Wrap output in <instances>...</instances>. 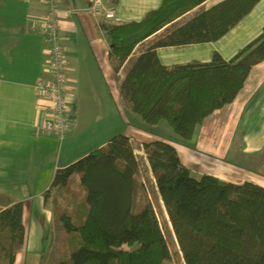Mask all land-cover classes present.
I'll list each match as a JSON object with an SVG mask.
<instances>
[{
    "label": "trees",
    "instance_id": "obj_1",
    "mask_svg": "<svg viewBox=\"0 0 264 264\" xmlns=\"http://www.w3.org/2000/svg\"><path fill=\"white\" fill-rule=\"evenodd\" d=\"M206 1L163 0L140 21L101 22L115 71L141 42ZM259 1L222 0L146 48L120 84L127 107L144 124L165 120L191 140L206 118L235 100L253 66L264 61V27L229 60L214 52L207 62L166 66L157 48L217 41ZM142 145L185 264H264V186L212 174L195 177L172 142ZM74 174L86 189L84 211L77 221L61 213L73 247L57 264H172L129 135H113L104 147L57 169L52 187H67ZM25 237L23 203L0 209V264H14Z\"/></svg>",
    "mask_w": 264,
    "mask_h": 264
},
{
    "label": "crops",
    "instance_id": "obj_2",
    "mask_svg": "<svg viewBox=\"0 0 264 264\" xmlns=\"http://www.w3.org/2000/svg\"><path fill=\"white\" fill-rule=\"evenodd\" d=\"M102 1L106 8L115 9V20L87 13L64 14L63 17L61 35L67 55L69 94L75 104L67 138L72 139L71 145L80 139V151H83L72 155L68 153L70 148H66L61 157L59 145L62 142L43 133L45 112L39 108L40 101L33 90L34 83L43 76L46 42L38 27L47 15V8L43 0H0V209L22 202L26 228L25 243L14 264H40L41 253L51 233L49 228L56 219L51 207L56 170L85 156L89 149L104 147L118 133L131 137L135 154L146 164L160 205H163L142 143L166 138L159 133L138 139L127 131L125 126L131 115L125 116L123 111L131 110L121 95L120 84L146 48L201 10L222 0H207L145 39L118 72L101 22L140 21L163 0ZM89 2L66 0L63 8L82 9ZM263 27L264 0H260L219 40L159 47L157 54L166 66L207 62L214 52L229 60L256 38ZM114 82L121 100L117 108L108 94ZM145 129L148 128L145 126ZM175 145L182 162L195 177L212 174L227 182L253 181L264 186V61L253 66L245 86L232 103L206 118L191 140H180ZM144 181L149 183L148 179ZM163 212L167 214L165 207Z\"/></svg>",
    "mask_w": 264,
    "mask_h": 264
},
{
    "label": "rangeland",
    "instance_id": "obj_3",
    "mask_svg": "<svg viewBox=\"0 0 264 264\" xmlns=\"http://www.w3.org/2000/svg\"><path fill=\"white\" fill-rule=\"evenodd\" d=\"M108 94L112 98L115 108H117L118 105L119 106L121 105L118 85L116 84V82H114L112 88L110 87L108 88ZM123 112L125 113V116L131 115L130 117H132V118L129 117L130 122L128 125L125 126L127 128V131L132 132V134H134L138 139L149 138V136L151 137L158 136V134L160 133L162 136L166 138V140L172 142L173 144L176 143L178 144L180 140L186 141L183 140L178 134H176V132L165 120H162L158 125H147L142 122V120L136 113L128 110H124ZM133 118L136 120H134ZM145 126L148 129H145ZM154 133L155 135H152ZM67 136L68 135H66L64 141H62V143L59 145L61 148V152L59 150V153H61V157L65 153L66 148H70V151L68 153L72 155L79 154L80 152H82L83 149L80 151L81 146L79 145L80 139L78 141L75 140L74 145H71L72 139L70 137L67 138ZM83 144L82 147H84ZM91 150L92 149H89V152ZM139 163H140L142 179L143 180L148 179L149 181V183L147 182L145 183H147V188L150 191L149 194L154 202V206L158 218L160 220L162 229L164 231L165 237L172 251V255H173L172 264H185L181 252L179 250V246L177 244L175 235H173L171 232L172 230L168 215L164 214L163 212L164 207H162L163 205L162 206L160 205L161 201L156 195V191L153 185V179L149 177L146 164L140 161ZM85 197H86V189L83 187L81 183L80 174H74L72 176L68 187L62 189L56 188L54 190L53 192L54 200H52L53 202L51 207L53 209L56 219L52 227L49 228L51 233L49 239H47L45 243V251L41 253L40 256L41 258L39 260L40 264H57L59 260L69 256L70 250L73 247V243L71 241V236L65 231L64 223L60 215L61 213L67 211V213H70L73 216L74 220L77 221L80 218L82 211H84Z\"/></svg>",
    "mask_w": 264,
    "mask_h": 264
},
{
    "label": "built area",
    "instance_id": "obj_4",
    "mask_svg": "<svg viewBox=\"0 0 264 264\" xmlns=\"http://www.w3.org/2000/svg\"><path fill=\"white\" fill-rule=\"evenodd\" d=\"M47 15L38 27V32L45 37V61L43 76L33 85L34 93L40 101L39 108L45 112L42 125L43 133L64 141L73 120L74 99L69 94L67 75V55L61 31L64 14L103 15L107 20H115L113 8H106L102 0H90L82 9L63 8L66 0H43Z\"/></svg>",
    "mask_w": 264,
    "mask_h": 264
},
{
    "label": "bare ground",
    "instance_id": "obj_5",
    "mask_svg": "<svg viewBox=\"0 0 264 264\" xmlns=\"http://www.w3.org/2000/svg\"><path fill=\"white\" fill-rule=\"evenodd\" d=\"M171 225V224H170Z\"/></svg>",
    "mask_w": 264,
    "mask_h": 264
}]
</instances>
